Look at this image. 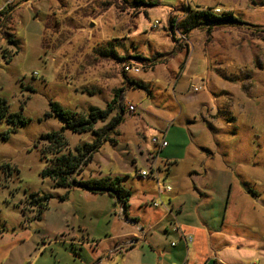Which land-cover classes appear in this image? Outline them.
Listing matches in <instances>:
<instances>
[{
    "label": "rangeland",
    "instance_id": "374dc122",
    "mask_svg": "<svg viewBox=\"0 0 264 264\" xmlns=\"http://www.w3.org/2000/svg\"><path fill=\"white\" fill-rule=\"evenodd\" d=\"M141 1L0 0V98L25 119L6 139L12 125L0 121V264H30L27 243L57 229L79 230L83 222L94 232L107 229L111 218L96 208L110 198L79 188L64 197V188L42 178L51 156L41 137L62 133L65 154L91 143V132L72 133L46 117L50 103L86 116L112 105L117 92L123 120L105 128L85 177H128L123 186L136 203L141 182L130 177L145 165L146 150L156 149L152 138L164 133L176 157L189 144L161 185L172 193L185 188L189 209L203 219L197 223L222 227L236 263L250 264V245L264 229V0ZM186 3L231 12L238 22L172 38L168 18L181 19ZM124 57L138 74L122 73ZM109 121L94 128L102 134Z\"/></svg>",
    "mask_w": 264,
    "mask_h": 264
},
{
    "label": "crops",
    "instance_id": "0c3cea01",
    "mask_svg": "<svg viewBox=\"0 0 264 264\" xmlns=\"http://www.w3.org/2000/svg\"><path fill=\"white\" fill-rule=\"evenodd\" d=\"M183 6L191 7L190 3ZM162 135L164 137V133ZM166 144L161 150L150 149L145 154L142 152L145 165L135 170L130 177L141 182L136 203H132L131 195L124 211L107 193L96 195L110 198L103 206L96 208L105 213L107 218H111L107 229L94 232V229L83 222L84 225L81 224L79 230L57 229L53 233H46V236L40 238L44 239L42 242L37 243L40 239H35L31 243L32 247L27 243L28 256L32 259L30 264H237V250L230 248L219 235L223 228L208 229L204 224L197 223L202 218L197 211L189 209L186 201L189 197L182 194L185 188L176 193H172V188L170 192L159 194L155 181L137 174L140 170L147 171L156 165L163 167L164 163L182 160L188 155L189 144L184 145V157L173 156L170 150L167 151L169 144ZM173 167L174 165L167 173L159 172L160 178H167L174 171ZM83 170L80 176L86 179L88 177H85ZM197 176L198 172H192L193 179ZM89 177L96 175L90 174ZM125 179L128 177L123 182ZM198 194L202 195L199 191ZM153 201L160 204L150 205ZM53 224L54 227L60 226V220L54 219ZM175 227L178 231H174ZM182 234L190 236L192 242L186 244L181 238ZM253 243L250 245L251 253L248 258L251 260L250 264H264V229L261 233L256 232Z\"/></svg>",
    "mask_w": 264,
    "mask_h": 264
},
{
    "label": "trees",
    "instance_id": "16d2710c",
    "mask_svg": "<svg viewBox=\"0 0 264 264\" xmlns=\"http://www.w3.org/2000/svg\"><path fill=\"white\" fill-rule=\"evenodd\" d=\"M138 2L140 4L144 3L141 0H138ZM212 10V8L185 7L181 19H176L175 17L168 18V28L166 29L168 35L173 38L175 33L178 32L186 38L190 30L200 26L206 27V32L209 34L214 26L222 24L230 25L238 22L231 12L227 11L223 14L217 15L214 14ZM131 58L144 60L142 57ZM124 60L131 59H128V57L118 58L119 63ZM130 83L138 86L136 83ZM114 98L116 100L113 99L112 105L111 103L108 104L104 110H98V108L91 107L86 116L66 111L58 107L56 103H50V111L45 114L46 117L50 118L54 115L64 121V127L68 131L77 134L91 132L94 134L95 138L91 143H86L82 146L77 145L74 149V153L70 152L65 154V152H62L61 150L64 139L62 133L43 135L41 140L47 142V146L44 148V153H48L51 158L48 160V166L42 170L41 176L42 178L48 177L51 179L56 187L64 188V197H66L73 188H79L82 191H87L95 195L107 193L114 198L125 211L131 198V192L130 189L127 190V188L123 186V178L103 176L99 178L93 177L83 179L80 176V170L91 161L94 153H97L100 148L102 140L106 138L105 128L107 127L108 130L114 131L123 120L124 106H117L118 92L114 94ZM112 112L115 113L113 116H111ZM108 119H110L109 123H107L102 129V134H99L94 128V125L98 122H105ZM0 121L12 125V127L1 135L2 139H6L11 133L16 131V123L19 125L25 124V119L18 112H8L7 103L5 100H2V98H0ZM175 163V161L167 162L164 163L163 167L156 165L155 168L158 172L163 171L164 173H167ZM246 192L253 195L251 190H247ZM45 199L47 200L49 197L45 196ZM45 206L46 204H42L41 209H44Z\"/></svg>",
    "mask_w": 264,
    "mask_h": 264
},
{
    "label": "built area",
    "instance_id": "2783aa9c",
    "mask_svg": "<svg viewBox=\"0 0 264 264\" xmlns=\"http://www.w3.org/2000/svg\"><path fill=\"white\" fill-rule=\"evenodd\" d=\"M213 13L214 14H220L221 11H220V9L216 8L215 10H213ZM158 25H159V21L156 20L151 24V28L155 29V28H157ZM178 35L180 38H183V39L185 38L184 36L180 35L179 33H178ZM120 67H121V71L123 74H129V73L130 74H138L140 72V67L138 66V64H136L135 62H133L131 60H124V61L120 62ZM129 110L133 111V107H130ZM165 141L166 140L164 139V137H159V138L154 137V138H152L151 143L156 149L161 150L162 148L166 147V145H167ZM137 174L141 177L146 178V179L155 180L157 183V186H158L157 190H158L159 194H161L163 192H170L172 189L171 185H165V184L161 185L159 172L156 170L155 166L152 169L147 170V171L144 169L140 170L139 172H137ZM157 204L158 203L154 201L152 205L156 206ZM173 229H174V231H178L177 227H175ZM181 238L185 241L186 244L192 242V239L190 236H185L182 234ZM171 245H174V243H171Z\"/></svg>",
    "mask_w": 264,
    "mask_h": 264
}]
</instances>
